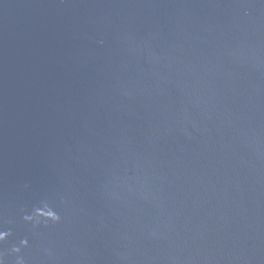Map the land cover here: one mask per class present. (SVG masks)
<instances>
[{
    "label": "water",
    "instance_id": "obj_1",
    "mask_svg": "<svg viewBox=\"0 0 264 264\" xmlns=\"http://www.w3.org/2000/svg\"><path fill=\"white\" fill-rule=\"evenodd\" d=\"M8 232L0 264H264V0H0Z\"/></svg>",
    "mask_w": 264,
    "mask_h": 264
},
{
    "label": "clouds",
    "instance_id": "obj_2",
    "mask_svg": "<svg viewBox=\"0 0 264 264\" xmlns=\"http://www.w3.org/2000/svg\"><path fill=\"white\" fill-rule=\"evenodd\" d=\"M39 217H42L45 220H50V221H52L54 223H59L60 222V217L55 212H53L50 209L48 211H46V212L37 209L35 217H25V219L28 220L29 222H31L33 219H36V218H39ZM36 222L39 223V219H36ZM10 235H11L10 232H8V233H0V243L6 241L8 236H10ZM21 244H22L23 247H28V243H27L26 240L22 241ZM13 251L16 252V253H19L20 249L19 248H14ZM19 264H22V261L19 262Z\"/></svg>",
    "mask_w": 264,
    "mask_h": 264
}]
</instances>
